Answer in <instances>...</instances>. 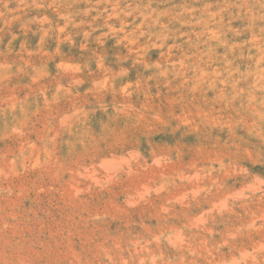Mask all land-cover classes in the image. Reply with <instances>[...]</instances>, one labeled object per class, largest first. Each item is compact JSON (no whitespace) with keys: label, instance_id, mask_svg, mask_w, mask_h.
Here are the masks:
<instances>
[{"label":"rangeland","instance_id":"rangeland-1","mask_svg":"<svg viewBox=\"0 0 264 264\" xmlns=\"http://www.w3.org/2000/svg\"><path fill=\"white\" fill-rule=\"evenodd\" d=\"M0 264H264V0H0Z\"/></svg>","mask_w":264,"mask_h":264}]
</instances>
